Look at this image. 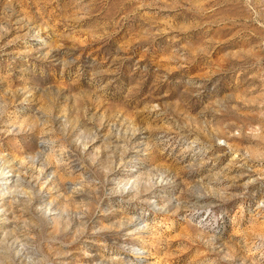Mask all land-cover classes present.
Instances as JSON below:
<instances>
[{
    "label": "rangeland",
    "instance_id": "obj_1",
    "mask_svg": "<svg viewBox=\"0 0 264 264\" xmlns=\"http://www.w3.org/2000/svg\"><path fill=\"white\" fill-rule=\"evenodd\" d=\"M0 156V264H264V0H0Z\"/></svg>",
    "mask_w": 264,
    "mask_h": 264
},
{
    "label": "bare ground",
    "instance_id": "obj_2",
    "mask_svg": "<svg viewBox=\"0 0 264 264\" xmlns=\"http://www.w3.org/2000/svg\"><path fill=\"white\" fill-rule=\"evenodd\" d=\"M17 166L18 162L14 159H5L0 156V224L4 223L7 216L2 205L4 197L19 183V176L16 173Z\"/></svg>",
    "mask_w": 264,
    "mask_h": 264
}]
</instances>
